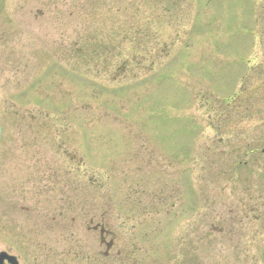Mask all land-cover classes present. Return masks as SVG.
Returning <instances> with one entry per match:
<instances>
[{"label":"rangeland","instance_id":"374dc122","mask_svg":"<svg viewBox=\"0 0 264 264\" xmlns=\"http://www.w3.org/2000/svg\"><path fill=\"white\" fill-rule=\"evenodd\" d=\"M0 126L29 264H264V0H5Z\"/></svg>","mask_w":264,"mask_h":264},{"label":"flooded vegetation","instance_id":"af4514ba","mask_svg":"<svg viewBox=\"0 0 264 264\" xmlns=\"http://www.w3.org/2000/svg\"><path fill=\"white\" fill-rule=\"evenodd\" d=\"M94 212L91 214L89 230L94 231L98 235L99 244L105 248L104 256H108L111 251L116 248L117 235L112 228L113 213L105 211L99 213V218ZM112 228V229H110ZM3 247H0V264H29L26 257L17 253L16 248L9 244L3 243ZM2 252L6 253L2 255ZM119 252H117L118 254Z\"/></svg>","mask_w":264,"mask_h":264},{"label":"water","instance_id":"95a60500","mask_svg":"<svg viewBox=\"0 0 264 264\" xmlns=\"http://www.w3.org/2000/svg\"><path fill=\"white\" fill-rule=\"evenodd\" d=\"M3 5H4V0H0V11L1 9L3 8ZM1 131V130H0Z\"/></svg>","mask_w":264,"mask_h":264},{"label":"trees","instance_id":"16d2710c","mask_svg":"<svg viewBox=\"0 0 264 264\" xmlns=\"http://www.w3.org/2000/svg\"><path fill=\"white\" fill-rule=\"evenodd\" d=\"M167 47V45H165V48Z\"/></svg>","mask_w":264,"mask_h":264}]
</instances>
